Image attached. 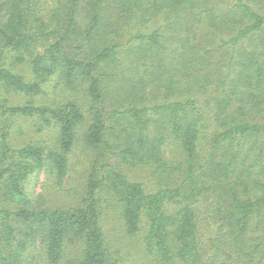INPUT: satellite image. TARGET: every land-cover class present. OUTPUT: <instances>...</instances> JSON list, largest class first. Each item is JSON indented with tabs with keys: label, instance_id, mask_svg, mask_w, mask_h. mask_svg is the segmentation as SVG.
<instances>
[{
	"label": "trees",
	"instance_id": "1",
	"mask_svg": "<svg viewBox=\"0 0 264 264\" xmlns=\"http://www.w3.org/2000/svg\"><path fill=\"white\" fill-rule=\"evenodd\" d=\"M0 264H264V0H0Z\"/></svg>",
	"mask_w": 264,
	"mask_h": 264
},
{
	"label": "rangeland",
	"instance_id": "2",
	"mask_svg": "<svg viewBox=\"0 0 264 264\" xmlns=\"http://www.w3.org/2000/svg\"><path fill=\"white\" fill-rule=\"evenodd\" d=\"M162 24V20H154L148 25V29H154L155 27ZM28 75V74H27ZM55 85L53 83H48L44 85L45 90L44 96L35 100V103H42L49 100H52V94L54 93L53 87ZM83 95V91L80 90ZM55 96V95H54ZM60 99L59 96H57ZM76 99H80V104H83V109L86 110L84 106L88 105V101L84 98V96H75ZM12 103H24L27 101L26 99L20 100L18 98H10ZM81 104V105H82ZM86 120L83 121L82 125L79 129V134L82 136V131L89 125L91 116L88 112L85 114ZM11 129L13 143L16 146L24 145V144H35L42 143L45 145H51L54 143L51 133L48 131L36 132L32 127L31 121H17ZM89 153L86 148L83 146V142L81 139L77 141L74 152L71 154V164L73 166V170L84 169L86 161H88ZM86 171V170H85ZM124 174L133 181L139 182L143 184V186L150 190L152 187V180L146 172H142L141 170L129 169L127 166L123 167ZM80 173V172H79ZM77 174V172H71L70 178L67 176L64 179V183L61 188H58L54 183L53 177L49 175H45L41 173L36 177H31L26 183V190L28 192H32L35 194H40L45 198L47 205H65L69 203V201H75L74 193L76 192V188L79 186L81 182L82 174ZM85 174V172L83 173ZM68 175V174H67Z\"/></svg>",
	"mask_w": 264,
	"mask_h": 264
}]
</instances>
